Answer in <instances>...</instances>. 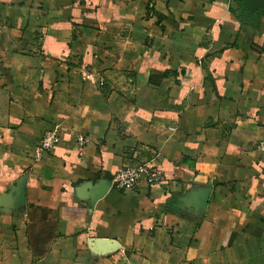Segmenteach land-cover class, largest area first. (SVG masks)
Masks as SVG:
<instances>
[{
  "label": "crops",
  "instance_id": "obj_1",
  "mask_svg": "<svg viewBox=\"0 0 264 264\" xmlns=\"http://www.w3.org/2000/svg\"><path fill=\"white\" fill-rule=\"evenodd\" d=\"M262 139L264 0H0V264H264Z\"/></svg>",
  "mask_w": 264,
  "mask_h": 264
},
{
  "label": "built area",
  "instance_id": "obj_2",
  "mask_svg": "<svg viewBox=\"0 0 264 264\" xmlns=\"http://www.w3.org/2000/svg\"><path fill=\"white\" fill-rule=\"evenodd\" d=\"M99 85L103 87L104 81H100ZM60 139V129L55 126L46 130L36 146L35 159L40 161L43 154L52 151ZM81 145L87 143V138L79 137ZM257 149L264 151V139L257 143ZM144 181L148 186H156L165 182L163 172L150 163H143L137 166H122L117 170L113 178L114 187L117 190H129L135 188L139 183Z\"/></svg>",
  "mask_w": 264,
  "mask_h": 264
}]
</instances>
